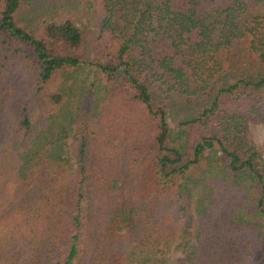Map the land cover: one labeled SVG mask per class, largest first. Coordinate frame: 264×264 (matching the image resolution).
<instances>
[{"label": "trees", "instance_id": "16d2710c", "mask_svg": "<svg viewBox=\"0 0 264 264\" xmlns=\"http://www.w3.org/2000/svg\"><path fill=\"white\" fill-rule=\"evenodd\" d=\"M202 94L186 155L169 117ZM248 106L264 111V0H0V264H158L175 234L158 210L208 150L251 177L264 222ZM202 216L179 264H264L260 233Z\"/></svg>", "mask_w": 264, "mask_h": 264}, {"label": "rangeland", "instance_id": "374dc122", "mask_svg": "<svg viewBox=\"0 0 264 264\" xmlns=\"http://www.w3.org/2000/svg\"><path fill=\"white\" fill-rule=\"evenodd\" d=\"M85 59L87 62L83 68L72 75V78L67 79L66 84L73 89L80 87L84 91L86 80H95V68L90 65L96 61V54L91 50ZM78 97L79 93H77L76 99L72 101V105L73 103L74 106L77 105ZM210 99L208 94H202L200 97L191 99L188 104L183 101L180 109L177 110L178 112L169 117L172 137L180 150L186 155L192 152L191 144H189L187 134L181 129L179 123L185 117L195 114L204 104H208ZM246 110L247 112H245ZM251 111L250 106L242 110L247 119L248 138L259 151L264 165V122L262 121L264 111L261 110L259 114L255 115H252ZM65 115L64 113H59L51 120L49 128H51L52 133H56V130L53 129L54 127L57 128L58 125L65 124V119L63 118ZM175 115L177 116L174 117ZM51 123H54L52 127ZM72 134L73 132L67 135L68 137L66 138L68 147L72 144ZM67 151L72 153L68 148ZM253 185L254 182L251 177L231 173L228 160L222 153L208 150L205 153L203 163L190 176L188 183L190 192L186 194L185 199L180 202L167 200L162 208L158 210L157 217L161 222L165 218L166 223L163 222V224L170 225L175 234L168 240V243H172L171 248L166 252L165 256L161 253L158 254L157 257L160 260L156 263L179 264L180 260L183 261L185 259L184 253L182 250L177 249L179 243L195 242L197 231L192 229L199 224L200 219L203 217L202 215L209 212H215L217 215L225 216L242 224L241 228L243 231H249L254 234L260 233L261 237L255 243H264V222L256 209ZM154 218L151 219L154 221ZM186 228L190 232L188 237L185 236Z\"/></svg>", "mask_w": 264, "mask_h": 264}]
</instances>
